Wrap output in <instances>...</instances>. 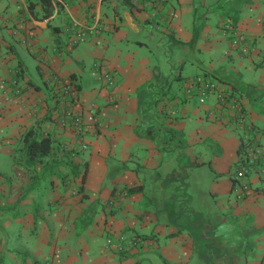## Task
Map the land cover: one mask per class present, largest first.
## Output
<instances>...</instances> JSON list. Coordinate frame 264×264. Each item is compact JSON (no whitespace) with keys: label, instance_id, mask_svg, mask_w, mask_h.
<instances>
[{"label":"crops","instance_id":"0c3cea01","mask_svg":"<svg viewBox=\"0 0 264 264\" xmlns=\"http://www.w3.org/2000/svg\"><path fill=\"white\" fill-rule=\"evenodd\" d=\"M72 22L96 28L69 45ZM52 73L71 77L76 108L94 112L84 149L57 124ZM197 78L225 103L200 100ZM0 126L3 264L186 263L193 251L202 264H263L264 173L231 178L243 134L264 153V0H0ZM28 129L54 137L50 154L13 155ZM206 196L221 212L214 223L199 209Z\"/></svg>","mask_w":264,"mask_h":264},{"label":"built area","instance_id":"2783aa9c","mask_svg":"<svg viewBox=\"0 0 264 264\" xmlns=\"http://www.w3.org/2000/svg\"><path fill=\"white\" fill-rule=\"evenodd\" d=\"M73 21V20H72ZM77 22H72L71 28L73 29L72 35L69 36L68 44L73 45L81 41L85 34L92 32L95 30L94 25L90 26H82ZM222 29L231 35L232 41L231 45L236 46L239 43H242L241 36L236 34L234 30L230 27L229 23H224L222 25ZM100 76L106 86H112L114 83V78L111 73L107 72L104 69H101ZM49 85L52 89L55 103H58V107L53 109V113H55V117L57 123L60 125H67L74 133L79 136V149L86 148V144L81 140V136L85 135L89 132L93 131V128L96 126V118L93 111H83L81 109L76 108L78 99H77V91L74 86V82L67 80L66 78H62L53 74L49 76ZM53 84V86H52ZM212 92L218 98L221 103H225L224 99L227 97L228 93L219 89L218 85L215 82L205 80L202 78H197V94L199 99L202 100L205 93ZM5 100L9 99L8 97H4ZM233 108L236 111L234 114L235 122H238L239 125L242 126V113L238 110V107L233 104ZM54 117V118H55ZM249 126L248 125V129ZM245 131H249V130ZM250 133L243 134L241 139V143L243 145V149L240 150V155L242 158V164L236 169V175L239 178H244L248 170L252 167V163L258 157L262 162V166L259 167L260 171L264 173V153L260 151L255 144L252 143V138L249 135ZM241 191L246 192L247 185L242 183L240 184ZM124 237L119 235L117 237L116 245L113 246L115 250L121 251L124 248L123 245ZM133 240H137V238H133ZM111 239H105V248L111 246ZM262 263L264 264V257L262 258ZM48 264V263H44Z\"/></svg>","mask_w":264,"mask_h":264},{"label":"trees","instance_id":"16d2710c","mask_svg":"<svg viewBox=\"0 0 264 264\" xmlns=\"http://www.w3.org/2000/svg\"><path fill=\"white\" fill-rule=\"evenodd\" d=\"M53 74L54 73H52L51 75H53ZM66 79L74 82V80L69 76H67ZM46 82H47V88L52 89L51 86L49 85V83H50L49 77L46 78ZM52 86H53V84H52ZM74 86H75L76 91H77V87H76L75 82H74ZM58 106H59L58 103H55L53 109L57 108ZM57 124H59V123H57ZM62 126L65 127L67 125H61V127ZM20 136H21V138H20L19 142H17L18 144L15 147V149L17 152L19 151V153L24 154L28 161L39 160L42 157L50 154L53 150L52 149L53 148L52 143H53L54 137H52V135L49 132H47V133L41 132V134L38 135L36 132L32 131L31 129H28V130L24 131ZM241 148L243 149V145L240 141L239 144L237 145V151L240 152ZM72 151L75 153L78 150L73 149ZM240 163H242V162H240ZM252 165L260 167V166H262V162L257 157L254 160V162L252 163ZM234 175L235 176H233L231 178L232 183H235L238 180H241V178L237 177L236 170L234 171ZM134 190H136V188L130 186V187L125 188V193H130Z\"/></svg>","mask_w":264,"mask_h":264},{"label":"rangeland","instance_id":"374dc122","mask_svg":"<svg viewBox=\"0 0 264 264\" xmlns=\"http://www.w3.org/2000/svg\"><path fill=\"white\" fill-rule=\"evenodd\" d=\"M31 62V61H30ZM187 67H189V65H187ZM190 69H193L192 71H191V73H192V75L191 76H193V74H194V71H195V69L194 68H190ZM61 77V76H60ZM62 78H66V77H62ZM2 130V131H1ZM0 131L1 132H3L4 133V130L2 129V127L0 126ZM1 134V133H0ZM3 142V140H0V146H3L1 143ZM11 144V143H10ZM17 142H13L12 143V145H10L11 146V148L13 149V155L18 159V158H21L22 156L19 154V151L17 152L16 151V149H15V147L17 146ZM1 152H0V157H1ZM86 154H87V152H85V151H83V152H80V153H78V156L79 157H81L82 159L83 158H85V156H86ZM2 170H5L6 168H5V165H4V163L2 162ZM186 179V178H185ZM40 182V181H39ZM200 182V181H199ZM44 183H49L48 182V179H46V181L45 182H40V184L42 185V184H44ZM39 186L38 187V191H40V190H45V187H44V185H42V186ZM148 188H150V190L148 191V193H152L154 190V187H152L150 184H149V186H148ZM199 188L201 189L202 188V186H199ZM178 193H180V191H185V192H187V193H189V194H192V191L189 189V187L186 185V186H182V185H178ZM193 197V196H192ZM185 200L188 202L189 200H187L186 198H185ZM191 205H192V208L194 209V208H198V205L196 204V202L194 201V200H191ZM190 205V206H191ZM194 206V207H193ZM200 206H203V208H204V210H203V212H205L206 213V215H207V217H208V219H207V221H209L210 223H214L215 222V220H216V218H217V215H219V216H221V212H218L217 210H216V205L214 204V202L212 201V199H211V197H208V196H206L205 197V199H204V202L203 203H199V209L202 211V209H201V207ZM223 216H225V215H223ZM204 221V218H199L198 219V225H200L201 224V222H203ZM212 226V225H211ZM211 226H207V228L203 231V233L205 234V236H207V235H209V234H211L212 232H211ZM199 228V227H198ZM202 233V234H203ZM203 234V235H204ZM153 259L154 260H158V257L155 255V254H153ZM159 261V260H158ZM0 263H2V261H0ZM5 263H6V260H5ZM3 264V263H2ZM170 264H202L201 262H200V260H199V256H198V253L196 252V251H193L192 252V254H191V256L189 257V259H188V261L186 262V263H183V262H177V261H172Z\"/></svg>","mask_w":264,"mask_h":264}]
</instances>
